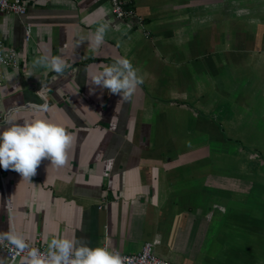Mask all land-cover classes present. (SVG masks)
Returning a JSON list of instances; mask_svg holds the SVG:
<instances>
[{"label": "crops", "instance_id": "0c3cea01", "mask_svg": "<svg viewBox=\"0 0 264 264\" xmlns=\"http://www.w3.org/2000/svg\"><path fill=\"white\" fill-rule=\"evenodd\" d=\"M22 1L23 17L0 12V42L20 59L2 70L0 130L10 115L40 118L74 140L65 166L43 160L31 179L0 167V234L264 264V0H126L139 24L109 0ZM103 23L104 43L90 46ZM39 55L69 67H33ZM117 58L143 79L131 100L90 95L87 73ZM45 100L49 112L29 107Z\"/></svg>", "mask_w": 264, "mask_h": 264}, {"label": "clouds", "instance_id": "9594fccd", "mask_svg": "<svg viewBox=\"0 0 264 264\" xmlns=\"http://www.w3.org/2000/svg\"><path fill=\"white\" fill-rule=\"evenodd\" d=\"M108 28L107 23L100 24L95 33L87 38L90 46L99 48L104 43ZM33 67L63 75L69 65L61 56L39 55L34 57ZM87 74L91 81L89 84L86 80L90 95H95L97 90L101 93L107 90L109 95H115L125 102L131 100L137 87L143 83L127 58H117L102 71ZM41 83L42 89L37 92V96L44 99L43 82ZM30 107L37 112L50 111L46 100L43 104H32ZM22 121L17 122L11 115L4 121L5 127L0 130V167L16 171L23 179H31L43 160H48L50 166L56 168L65 166L73 144V135L64 126L46 119ZM5 239L19 252L25 253L21 264H126L127 261L119 251L107 246L90 247L83 238H54L44 252L29 247L21 237L12 232L0 234V240Z\"/></svg>", "mask_w": 264, "mask_h": 264}, {"label": "built area", "instance_id": "2783aa9c", "mask_svg": "<svg viewBox=\"0 0 264 264\" xmlns=\"http://www.w3.org/2000/svg\"><path fill=\"white\" fill-rule=\"evenodd\" d=\"M112 8V13L119 19L128 21L132 24L142 22L135 8L129 6L126 0H109ZM0 12L9 13L19 17H23L27 12V7L22 0H0ZM30 32H28V35ZM4 67L13 69L20 67V59L18 53L14 50H5L4 45L0 42V84L3 82L4 76L2 70ZM30 107V106H29ZM31 248H37L41 252L47 250V246L43 244L42 237L39 236L34 242H24ZM119 251L115 248H110ZM0 247L5 252L7 264H15L19 259L23 258L25 253L19 252L18 249L8 240H0ZM122 256L127 258L126 264H174L159 258L154 252V245L151 242L146 243L140 253L127 254L119 251Z\"/></svg>", "mask_w": 264, "mask_h": 264}, {"label": "rangeland", "instance_id": "374dc122", "mask_svg": "<svg viewBox=\"0 0 264 264\" xmlns=\"http://www.w3.org/2000/svg\"><path fill=\"white\" fill-rule=\"evenodd\" d=\"M215 114H216L215 117L219 115L218 113H215Z\"/></svg>", "mask_w": 264, "mask_h": 264}]
</instances>
